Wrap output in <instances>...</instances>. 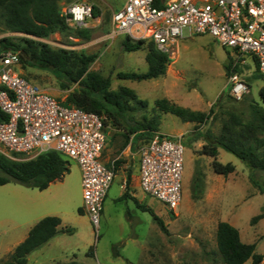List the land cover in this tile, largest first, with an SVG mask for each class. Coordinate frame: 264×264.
<instances>
[{"label":"rangeland","instance_id":"374dc122","mask_svg":"<svg viewBox=\"0 0 264 264\" xmlns=\"http://www.w3.org/2000/svg\"><path fill=\"white\" fill-rule=\"evenodd\" d=\"M76 1H89L101 11L100 16L89 19L84 27L93 30L90 39L61 32L36 39L55 48L95 54L91 71L109 76L112 89L128 86L140 99L147 101L145 107L132 102L137 107L133 115L138 121L144 116L159 115L158 131L170 136L181 133L185 147L182 200L175 210H170L137 183L130 184L129 197L119 199L127 187L126 181L124 188L121 187L124 178L130 174L133 179V174L135 177L140 174V149L148 137L140 133L127 140L122 130L109 124L106 126L104 154L111 160L118 158L117 170L98 227L84 208L80 166L76 160L63 154L69 161L70 172L62 180L51 183L48 190L16 182L0 184V259L7 257L19 238L28 234L42 218L57 215L64 216L62 226L73 228V232L56 235L29 254L27 264H225L217 245L220 221L236 226L243 242H255L257 252L264 253V217L253 223L256 215L264 214V193L260 189L264 172H251L243 160L219 148L218 160L232 162L236 169L227 176L218 174L213 169V157L202 153L204 140L197 139L198 133L208 130L218 135L229 111L248 118L250 104L264 107L259 94L264 86V73L258 70L254 58L246 55L242 61L236 51L224 47L214 37L188 36L186 31L188 37L176 44L164 76L141 81L122 79L118 77L119 72L148 70L146 53L149 42L139 50L127 51L124 41L128 35L114 32L113 13L126 0H61V7ZM5 37L18 41L27 35L9 30L0 20V39ZM230 57L233 63H237L236 72L249 85V92L241 100L231 94V73L226 69V65L232 63ZM20 70L27 79L53 96L66 98L68 91L60 89L51 72L22 65ZM162 98L206 113L216 102L218 104L205 122L190 125L175 114L159 110L156 101ZM2 150L6 149L0 143V152ZM197 168L205 175V192L199 199L192 196V181ZM155 214L166 229L154 217ZM250 263L248 260L244 264Z\"/></svg>","mask_w":264,"mask_h":264},{"label":"built area","instance_id":"2783aa9c","mask_svg":"<svg viewBox=\"0 0 264 264\" xmlns=\"http://www.w3.org/2000/svg\"><path fill=\"white\" fill-rule=\"evenodd\" d=\"M126 0L114 11L116 34L152 41L169 56L180 39L210 35L240 59L250 55L264 73V0ZM94 4L72 2L62 8L68 24L84 28ZM186 31L188 36H186ZM21 53L0 51V143L5 156L30 160L58 151L79 164L84 208L98 227L104 202L116 176L114 159L103 162L107 133L103 117L66 105L21 73ZM237 63H234V66ZM232 96L241 100L249 85L238 72L230 76ZM184 152L182 135L154 133L140 149V186L175 210L182 200Z\"/></svg>","mask_w":264,"mask_h":264},{"label":"trees","instance_id":"16d2710c","mask_svg":"<svg viewBox=\"0 0 264 264\" xmlns=\"http://www.w3.org/2000/svg\"><path fill=\"white\" fill-rule=\"evenodd\" d=\"M161 0L156 5H161ZM100 10L94 5L93 17L100 16ZM0 20L14 32L27 35L18 41L5 37L0 39V51L12 49L20 51L21 64L24 68L31 67L51 72L58 80L61 90L68 91L66 98L61 101L66 105L81 107L95 112L103 117L105 126L111 124L124 132L128 140L131 135H146L149 139L159 130L160 116H144L138 121L133 113L137 108L132 102L147 106V101L140 99L136 91L128 86L112 89V80L99 72L91 71L90 66L95 60V54L77 52L68 48H55L36 38H47L51 34L61 32L82 39H90L92 29L74 28L70 26L62 12L61 0H0ZM146 40H135L130 36L124 41L127 51L139 50ZM232 63L233 58L230 57ZM148 70L145 72H119L122 79L146 80L164 76L170 64V56L159 51L154 42L149 41L146 53ZM226 65L228 73L237 71L234 63ZM258 68V67H257ZM259 94L264 101V86ZM217 102L210 112L192 110L167 98L158 99L156 106L164 113H172L184 122H205L214 112ZM223 120L221 132L216 135L211 131L198 133L197 139H203L205 144L202 153L213 157V169L216 173L229 175L236 169L232 162L223 163L218 160L219 148L235 154L243 160L251 172H264V107L250 104L248 118L229 111ZM70 172L69 161L62 153L52 150L42 153L30 160H15L0 152V184L10 182L44 190L51 183L62 180ZM131 175L127 178V189L120 197L130 196ZM205 175L196 169L192 181V196L196 199L204 195ZM264 193V178L260 185ZM144 207V206H143ZM146 208V207H144ZM149 209V208H148ZM82 210V208H80ZM164 229L158 215L154 216ZM264 217L263 213L253 218V223ZM72 233L73 228L63 227L59 216H46L36 223L29 231L24 241L0 264H27L28 256L33 251L45 245L59 233ZM217 245L220 256L225 264H262L264 254L256 251V243L243 242L239 229L227 221H220L217 228ZM93 250H91V253ZM71 264H77L72 262ZM80 264V263H78Z\"/></svg>","mask_w":264,"mask_h":264},{"label":"crops","instance_id":"0c3cea01","mask_svg":"<svg viewBox=\"0 0 264 264\" xmlns=\"http://www.w3.org/2000/svg\"><path fill=\"white\" fill-rule=\"evenodd\" d=\"M185 123H187V124H190L191 125V123L192 122H185ZM181 134V133H180ZM179 134V135H180ZM176 135V134H175ZM102 160H103V162L104 163H106L107 165H110L111 163H112V161L113 160H111V158H110V156H105V154H104V152H103V156H102ZM139 163H140V160H139ZM128 178V177H127ZM124 181H126V185H127V179L126 178H124V180H123V183H122V185H121V187L122 188H124ZM114 182V181H113ZM132 183V185H134L135 183H137V185H139L140 186V174L137 176V177H135V175L133 174V179H132V177H131V181H130V184ZM112 185H113V183H112ZM51 186V185H50ZM50 186L47 188V189H45V190H48L49 188H50ZM112 187V186H111ZM130 188V187H129ZM111 189V188H110ZM110 189H109V192H110ZM126 189H127V187H126ZM40 190V189H39ZM44 190V191H45ZM43 191V190H42ZM126 191V190H125ZM124 191V192H125ZM109 192H108V194H107V197H108V195H109ZM121 196L123 195V193H121L120 194ZM120 196V197H121ZM107 197H106V199H107ZM106 199H105V201H106ZM120 199V198H119ZM53 213H55V212H53ZM57 216H60V215H57ZM60 218L62 219V225L63 224H65V218H64V216L62 215V216H60ZM30 231V230H29ZM29 231H28V234H29ZM28 234L26 233V235L24 234L23 236H21L20 238H19V240L16 242L17 244H14V245H18V244H20L22 241H24L25 239H26V237L28 236ZM56 237V236H55ZM55 237H53V238H55ZM52 238V239H53ZM50 241V240H49ZM48 241V242H49ZM248 243H250V242H248ZM16 246H15V248H16ZM14 248V249H15ZM256 251H257V248H256ZM13 252V251H12ZM34 252V251H33ZM259 253V252H258ZM261 254H264V253H261ZM0 261H1V259H0ZM264 261V260H263ZM263 263V262H262ZM251 264V263H250Z\"/></svg>","mask_w":264,"mask_h":264}]
</instances>
